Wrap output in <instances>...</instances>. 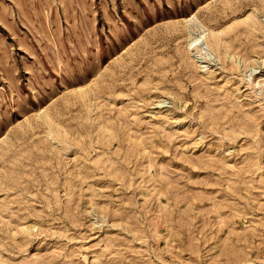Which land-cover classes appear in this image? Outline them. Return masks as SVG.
<instances>
[{"label": "rangeland", "instance_id": "1", "mask_svg": "<svg viewBox=\"0 0 264 264\" xmlns=\"http://www.w3.org/2000/svg\"><path fill=\"white\" fill-rule=\"evenodd\" d=\"M0 264H264V0H0Z\"/></svg>", "mask_w": 264, "mask_h": 264}, {"label": "bare ground", "instance_id": "2", "mask_svg": "<svg viewBox=\"0 0 264 264\" xmlns=\"http://www.w3.org/2000/svg\"><path fill=\"white\" fill-rule=\"evenodd\" d=\"M193 19H188L187 21L190 23V21ZM192 22V21H191ZM203 26L201 24H199L198 26V32H196L190 39H189V46L191 47H195L197 49V51L200 53V55L203 58L207 57V51L210 47V45L208 43H205V46L203 45V37H204V30H201L200 28H202Z\"/></svg>", "mask_w": 264, "mask_h": 264}, {"label": "snow or ice", "instance_id": "3", "mask_svg": "<svg viewBox=\"0 0 264 264\" xmlns=\"http://www.w3.org/2000/svg\"><path fill=\"white\" fill-rule=\"evenodd\" d=\"M190 15V18L191 19H195V16L194 15H191V14H189ZM21 71L23 72V71H25L24 69H21ZM15 79H20L19 77H16V78H14V83H15ZM58 83V82H57ZM43 85V81H40V82H33V84H32V87L33 88H35V89H37V90H42V86ZM45 87H47V85H44ZM25 93L27 94V102L28 103H31L32 102V97H33V93L31 92V91H29L25 86H24V84L23 83H21V85L19 86V97H18V99H19V102L21 103V105L23 106V104H24V95H25ZM5 95H7V93H5Z\"/></svg>", "mask_w": 264, "mask_h": 264}]
</instances>
